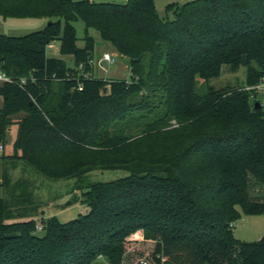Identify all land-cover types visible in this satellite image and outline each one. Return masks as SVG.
Masks as SVG:
<instances>
[{
	"label": "trees",
	"instance_id": "16d2710c",
	"mask_svg": "<svg viewBox=\"0 0 264 264\" xmlns=\"http://www.w3.org/2000/svg\"><path fill=\"white\" fill-rule=\"evenodd\" d=\"M0 15L51 22L0 34L11 78L0 82V144L17 128L13 154L0 158L77 178L86 208L66 223L42 219L39 235L25 201L1 195L0 264H124L144 245L158 264H264V236L249 243L233 231L241 212L264 213V194H251L252 180L264 192V104L248 89L264 80V0L174 1L165 16L155 0H0ZM90 28L129 58L131 80L92 75ZM56 41L74 66L47 54ZM224 65L246 67L244 85L197 92V78ZM95 170L128 174L85 182Z\"/></svg>",
	"mask_w": 264,
	"mask_h": 264
},
{
	"label": "rangeland",
	"instance_id": "374dc122",
	"mask_svg": "<svg viewBox=\"0 0 264 264\" xmlns=\"http://www.w3.org/2000/svg\"><path fill=\"white\" fill-rule=\"evenodd\" d=\"M97 2H114L126 3L127 0H95ZM179 2L184 4L191 0H155L157 11L161 16L166 15V6L170 2ZM172 16V14H169ZM49 23L47 18H4L0 15V34L22 36L42 28ZM43 26V27H44ZM77 30L79 47L85 46L86 26L83 21L75 22ZM88 34L94 39V53L92 59V75L97 78L108 79H123L131 80L132 72L130 68L129 58L119 53L116 48L110 43L103 40L101 33L90 28ZM54 46L48 47L47 54L52 57L64 58L67 64L74 66V58L71 55H62L60 52V42L53 43ZM51 46V45H50ZM112 55V62L103 63L104 54ZM85 67L80 65L78 67V74L85 73ZM247 75L246 67H241L237 72H234L230 66L224 65L220 77L211 79L205 82L202 78H197L196 90L199 93L207 91L209 86L214 88H223L226 86L244 85ZM257 98L264 104V93L257 92ZM3 106V98L0 95V107ZM16 126L12 127L8 142L4 146L3 152L6 155H11L14 152L13 142L16 137ZM6 167V168H5ZM10 177L8 185H1L0 196L3 195L18 207V204L23 200L27 208L32 209L37 214L36 220L38 226L42 225V219L46 220L51 216H56L59 221L66 223L85 213L86 208L82 203V191L75 189L78 184L77 178L73 179H48L33 169L24 166L23 162H16L13 160H3L0 158V179L3 181V172ZM128 173L124 170H95L88 173L84 177L87 183L107 182L119 179L126 176ZM260 186L252 180L251 194L254 198L263 199V190ZM18 197V198H17ZM31 204V205H30ZM34 209H33V208ZM242 216L234 223L233 231L237 238L245 242H257L264 236V213L246 215L241 212ZM38 234L42 235L43 230L37 229ZM142 247V246H141ZM135 248L134 251L128 252L124 264H136L145 260L149 264H158L151 255V246L144 245L142 248ZM163 262V261H162ZM95 264H109L107 258L100 257ZM162 264V263H161Z\"/></svg>",
	"mask_w": 264,
	"mask_h": 264
},
{
	"label": "built area",
	"instance_id": "2783aa9c",
	"mask_svg": "<svg viewBox=\"0 0 264 264\" xmlns=\"http://www.w3.org/2000/svg\"><path fill=\"white\" fill-rule=\"evenodd\" d=\"M112 59L113 57L111 54L109 53L104 54V60L106 61V63L112 62ZM6 81H11V78L5 73L3 69L0 68V82H6ZM80 89H82V87H80ZM248 89H253L254 91H256V93L259 91H262L264 93V80L255 86L249 87ZM3 150H4V145L0 144V152H3ZM38 228L42 229L43 226L40 225L38 226ZM140 264H149V263L143 260L140 262Z\"/></svg>",
	"mask_w": 264,
	"mask_h": 264
},
{
	"label": "crops",
	"instance_id": "0c3cea01",
	"mask_svg": "<svg viewBox=\"0 0 264 264\" xmlns=\"http://www.w3.org/2000/svg\"><path fill=\"white\" fill-rule=\"evenodd\" d=\"M48 25V22L46 23V25L45 26H47ZM44 25L42 24V28L41 29H43L44 27H43ZM52 46H54L53 44L51 45V46H49V47H52ZM103 63L106 65V63H105V60H104V58H103ZM2 182V180L0 179V183Z\"/></svg>",
	"mask_w": 264,
	"mask_h": 264
},
{
	"label": "water",
	"instance_id": "95a60500",
	"mask_svg": "<svg viewBox=\"0 0 264 264\" xmlns=\"http://www.w3.org/2000/svg\"><path fill=\"white\" fill-rule=\"evenodd\" d=\"M49 23H51V22H49ZM105 63H106V61H105ZM260 106H261V103L260 102H256V107H260Z\"/></svg>",
	"mask_w": 264,
	"mask_h": 264
}]
</instances>
